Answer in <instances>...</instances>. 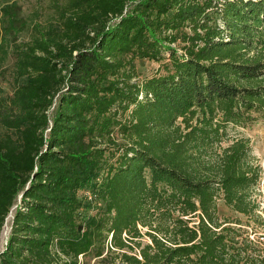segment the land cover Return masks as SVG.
Listing matches in <instances>:
<instances>
[{
	"label": "trees",
	"instance_id": "trees-1",
	"mask_svg": "<svg viewBox=\"0 0 264 264\" xmlns=\"http://www.w3.org/2000/svg\"><path fill=\"white\" fill-rule=\"evenodd\" d=\"M54 7L14 44L0 97V234L15 207L0 264H264V240L218 213L222 199L264 225L250 139L221 146L229 124L264 117V0ZM17 9L2 8L0 65ZM144 58L157 74L140 78ZM86 185L101 203L88 216Z\"/></svg>",
	"mask_w": 264,
	"mask_h": 264
},
{
	"label": "rangeland",
	"instance_id": "rangeland-1",
	"mask_svg": "<svg viewBox=\"0 0 264 264\" xmlns=\"http://www.w3.org/2000/svg\"><path fill=\"white\" fill-rule=\"evenodd\" d=\"M55 1L56 0H0V22L3 21L2 8L9 4L17 5L19 16L26 22L24 29L19 31L16 36H11V41L5 45V49L8 54L6 56V60H4L0 65V97L12 96L16 87L14 68L16 54L14 53V44L31 40L34 35V25L36 23L44 24L55 20ZM59 1L63 2L64 0ZM136 64L140 78H147L157 74L161 67V62L147 58L138 59ZM53 108L50 110L51 114L53 112ZM238 137L250 139V145L255 162H258L263 170L261 180L253 190V197L256 202L259 203L257 212L264 219V117H261L259 120L253 122L252 124H248L247 126H235L233 124H229L227 127V136L221 143V146H227L234 138ZM215 150L218 153L221 149L215 147ZM216 152H208V156H215ZM92 190L93 187L91 185H86L79 190V196L84 203V206L81 208V213L86 216L96 214L101 207V203L96 199ZM14 211L15 207L12 208L10 214L7 216L4 228L0 234V250L5 248L7 239L10 235ZM218 213L221 219L229 218L233 221L241 219L245 224L243 227L250 230L253 238L261 241L264 240V225H260V223L253 220L251 223L252 225H246L249 220L248 217L229 208L222 199L218 202ZM253 224L257 227L256 233H252L251 229L253 228ZM234 225L239 226L235 223ZM86 260L88 261V264H94V259L91 260L90 258L83 257H80L79 264H84V261Z\"/></svg>",
	"mask_w": 264,
	"mask_h": 264
}]
</instances>
